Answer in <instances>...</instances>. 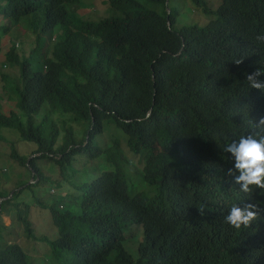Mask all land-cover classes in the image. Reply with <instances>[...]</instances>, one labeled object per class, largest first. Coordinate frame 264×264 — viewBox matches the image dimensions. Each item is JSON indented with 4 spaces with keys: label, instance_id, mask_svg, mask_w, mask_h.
I'll return each instance as SVG.
<instances>
[{
    "label": "trees",
    "instance_id": "16d2710c",
    "mask_svg": "<svg viewBox=\"0 0 264 264\" xmlns=\"http://www.w3.org/2000/svg\"><path fill=\"white\" fill-rule=\"evenodd\" d=\"M100 1L112 14L94 21L76 14L79 0H0V40L24 24L41 56L33 69L11 45L6 62L18 64L17 78H0L25 120L0 113V130L34 143V159L51 163L61 182L12 158L36 184L65 193L50 207L37 202L58 225L46 264H264V190L240 191L224 150L264 118V91L246 80L264 71V0H220L213 21L178 31L168 0H144L161 14L135 0ZM137 164L130 179L126 168ZM131 180L152 191L133 192ZM70 202L73 213L62 204ZM246 203L260 219L240 229L225 222ZM17 220L34 236L20 211ZM140 228L133 258L124 243ZM31 262L15 243L0 248V264Z\"/></svg>",
    "mask_w": 264,
    "mask_h": 264
},
{
    "label": "rangeland",
    "instance_id": "374dc122",
    "mask_svg": "<svg viewBox=\"0 0 264 264\" xmlns=\"http://www.w3.org/2000/svg\"><path fill=\"white\" fill-rule=\"evenodd\" d=\"M81 6L78 7L77 15L87 20H99L107 18L112 14L107 11L108 4L100 0H79ZM144 8L154 11L158 14L162 13L163 7L155 5L144 0H135ZM207 8L210 10L204 12L203 7H195L190 1L187 0H168L167 10L171 12H178V17L174 24V30H180L183 27L198 26L202 27L213 21L214 16L210 13L215 11L219 6L220 0H204ZM0 19V24L2 23ZM57 33L59 31L57 30ZM41 44L45 43V36L40 38ZM17 42V43H16ZM13 43L15 45V52L19 62L23 63L28 60L31 63V67L37 65V60L41 58L39 51L36 50L37 44L35 43L34 35L29 31L26 25L19 23L12 30H10L0 40V75L5 73L10 78H17L19 68L18 64H9L6 62V56L9 54L10 47ZM20 43V44H18ZM18 44V45H17ZM43 51L50 54L47 45ZM22 55L20 57L19 55ZM8 65L7 66H5ZM2 88V82L0 78V113H8L13 111L21 117L24 121L25 117L17 109L18 100L15 97H8L7 91ZM56 118V117H55ZM37 117H34V122H38ZM37 149L34 143L27 142L14 133L1 129L0 130V248L9 245L17 244L26 254L27 259L32 264H46V255L51 253L48 248V242L53 240L58 235V225L52 221L50 211L44 209L38 205V201L44 203L45 206H52L56 199H64L65 193L61 190H56L51 182L36 184L33 181L34 173L28 167L20 166L11 156L12 151H15L17 155L26 159V162L33 160L34 165L41 169L45 175L49 176L52 181H62V176L58 175L55 167L42 159H34L33 155ZM27 165V163H26ZM137 166L128 165L126 168L130 179H134L136 176ZM133 180L130 181V183ZM62 184V183H61ZM132 191L137 190L138 193L148 194L152 191L142 183L133 181ZM29 186V187H28ZM63 189L66 186L63 184ZM52 191V192H51ZM14 193V194H13ZM15 193L18 196L12 203L6 202L11 200L10 197ZM152 194V192H151ZM6 202V203H5ZM71 213L75 209L73 203H62ZM20 211L21 217H26L28 223L33 230L34 236L25 237L23 226L24 222L17 220L18 212ZM64 212L63 210H61ZM142 242V229L140 228V236L134 239L127 237L124 243L125 251L132 256L136 257L137 243ZM31 259V260H30ZM54 261V260H53ZM55 263V261H54Z\"/></svg>",
    "mask_w": 264,
    "mask_h": 264
},
{
    "label": "clouds",
    "instance_id": "9594fccd",
    "mask_svg": "<svg viewBox=\"0 0 264 264\" xmlns=\"http://www.w3.org/2000/svg\"><path fill=\"white\" fill-rule=\"evenodd\" d=\"M257 39L264 41V35L258 36ZM242 62L243 59L234 61L236 65ZM262 75L264 71L258 68L246 76L251 88L264 91V81L259 79ZM255 128L257 129L255 132L240 135L224 148L234 158V170L239 173L234 177V182L244 193L251 192L253 187L264 190V118L255 123ZM228 174L233 175V170H229ZM199 211L201 215L204 214L203 208ZM258 219H260L258 205L246 203L243 206L233 205L225 217V222L235 229H240L250 227L252 222Z\"/></svg>",
    "mask_w": 264,
    "mask_h": 264
}]
</instances>
